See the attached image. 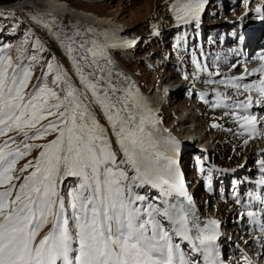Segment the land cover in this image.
Returning <instances> with one entry per match:
<instances>
[{
    "label": "snow or ice",
    "instance_id": "1",
    "mask_svg": "<svg viewBox=\"0 0 264 264\" xmlns=\"http://www.w3.org/2000/svg\"><path fill=\"white\" fill-rule=\"evenodd\" d=\"M173 7L176 19L187 22L200 12L201 0ZM79 47L82 55L76 57L70 39L65 45L80 87L58 65L48 63L43 86L27 96L31 64L17 65L10 55L0 54V133L13 126L35 127L45 114L58 115L33 137L24 133L27 139H38L58 130L18 191L12 174L25 155L21 148L30 152L31 145L27 139L13 150H8L9 141L0 145V185L11 184L0 191V264H191L174 237L191 240L206 264H217L215 222L193 233L186 210L169 200L173 194L183 196L184 190L173 156L154 135L152 110L132 89L112 85L110 73L97 78L99 60L104 59L101 45ZM30 59L35 62L37 57ZM51 74L55 88L47 85ZM233 87L264 94V81ZM247 103L251 98L240 107ZM93 105L109 127L99 123ZM244 120L252 123L248 117ZM109 131L122 153L119 161ZM68 177L76 179L75 186L61 194L60 185ZM140 187L159 188L163 199L158 205L145 204L144 195L135 191ZM47 225L50 230L37 243L36 236Z\"/></svg>",
    "mask_w": 264,
    "mask_h": 264
},
{
    "label": "rangeland",
    "instance_id": "2",
    "mask_svg": "<svg viewBox=\"0 0 264 264\" xmlns=\"http://www.w3.org/2000/svg\"><path fill=\"white\" fill-rule=\"evenodd\" d=\"M18 1L23 0H0V54L10 55L13 62L17 65H20L21 63L24 65L31 64L33 75L27 88L25 89V95L27 96L32 93L38 86H43L42 78L46 75V66L48 63H52L54 66L58 65L62 72L67 73L68 80L80 87L74 70L70 67V63L64 57L63 53L57 49V46L54 43H52L50 37L43 30H41L35 22L32 21L36 14H34L31 9L24 12V15H27L25 19H23L20 14L3 13L5 7L12 6ZM55 1L66 3L73 9L93 13L102 18H108L109 20L120 23L126 28H129L128 36H139L141 38L139 44L135 48L128 51L130 54L129 56H126L124 53L122 55H118V52L115 53V55L119 57L126 69L137 77V87L142 95H148V93L156 94L159 89L162 90L165 86V79L168 78L165 76L166 72L168 74V70L173 71L175 74V77H172V79L170 78L173 80L172 83L181 79V75L180 77H176L175 71H179L180 73L181 69V67L178 66L177 61L186 62L189 60V56L184 46L183 37L186 36V33L184 31H172L174 27L172 18H166V7H168L171 0ZM231 15L232 11L230 10L221 13V10H218L217 7H213L209 14L208 24H221L222 21L230 19L232 17ZM234 18L235 17L232 19ZM31 56H36L37 60L35 62L31 61ZM149 56L161 60L173 59L174 62L172 65H169L167 69H165V67L154 69L149 65ZM53 79L54 74L47 75V85L55 88ZM56 90L59 91V89ZM61 95H63V93H61ZM170 101L171 104L165 106L158 115L160 122L163 120V122L167 123V125L172 127L174 130L175 126L179 123V119L184 118L188 113H192L190 110L193 108V115L196 116H191V121H187V123L185 122L183 127H177L175 132H177L182 138L184 137L183 139H186L187 137L190 138L191 136V139L197 145L204 144L205 147L213 153V159L221 165L234 166L239 163L243 154L241 151L239 152L240 149H238V147L234 152L232 145L237 144L236 137L230 135L226 138L227 135H224L222 132H210L208 135L206 134L209 123L215 121L212 117H217V115H219L218 113L212 112L211 116L207 117V119L206 116L208 115H205L206 120H202L199 113L203 111L200 110V106L197 104V101L195 99H187L184 93L183 95H174V98ZM50 103H55V101H50ZM184 105L186 106L184 107ZM180 106H182L184 110H178L177 108ZM194 107L196 108L195 111ZM92 111L95 113L99 123L104 127H108L102 112L95 105L92 106ZM57 119V114H45V117L37 122L35 127H25L21 130H16L15 126H13V130L0 133V141L8 139L11 141L10 145H23L27 137H33L37 132L43 130ZM24 133H27V137H25ZM203 134H206L207 137L204 141L202 140ZM214 134L215 136L220 135L221 139L219 138L220 141L213 144V147L216 149L210 150L208 146L212 145V141H210V139L211 135L214 136ZM57 135L58 130L48 132L43 137L38 139H27V143L31 145V151L28 152L27 149L21 148V151L25 152V155L18 159L12 174L13 180L11 183L16 186L17 191L19 186L23 184L24 178L35 170L34 166L41 157V153L44 151V146L55 140ZM109 138L112 140L110 131ZM195 138L198 139L197 142ZM112 147L114 151H117L119 161V159L122 158V153H119L118 149L114 145V142ZM225 148H227V150H225ZM196 151L198 150L196 149ZM198 157L199 156L197 154H192L184 161L183 164L191 179V189H193V191L196 192L197 197L200 198L198 199V202L199 205L200 202L202 203V208L205 213H216L225 219V214L230 213L229 208L218 202V200L208 198L203 194V187H201V184L203 185V181L196 187L194 186V184H196L194 180L196 181L201 179L200 176L204 170L203 168H199L201 160L197 159ZM26 166L28 167L26 168ZM75 183V178H65L60 185L61 193L64 194L67 188L74 187ZM9 187H11V184L0 185V191H6ZM135 191L138 194L144 195L145 204H159L157 196L152 193L150 188L140 187L136 188ZM47 226H44V229L47 228ZM246 248L248 249L249 247Z\"/></svg>",
    "mask_w": 264,
    "mask_h": 264
},
{
    "label": "bare ground",
    "instance_id": "3",
    "mask_svg": "<svg viewBox=\"0 0 264 264\" xmlns=\"http://www.w3.org/2000/svg\"><path fill=\"white\" fill-rule=\"evenodd\" d=\"M185 0H171L169 2L168 7H166V18H172V14L175 11L174 5H180L181 3H184ZM213 5V4H212ZM3 13H11V14H20L23 19L26 18L27 15H24L28 9H31L34 14H36L33 18V22L36 23L38 27L41 28L51 39L52 43H54L57 46V49L60 50V52L63 53L64 57L68 60L70 63V67L73 68L74 73L76 75L75 68L72 63L71 56L66 51L65 45L69 43V39L73 43L74 48L76 51L73 53L76 57H80L82 55V50L80 49V45L84 44L87 47L92 46V42H95L98 45H101L103 47V56L104 59L99 60V67L97 70V78H99L101 72L110 73V82L112 85L119 89H132L133 93H138L140 97H142L144 103L148 108L152 110V116L154 120L156 121L155 127H157L160 123L158 115L161 113L162 109L171 104V99L178 95H183L182 88L177 90L176 92H170V98L166 102L163 103L164 99L166 98V94L162 90H158V93H148V95H142L137 87V77L130 71L126 69L124 64L120 61L119 57L115 55L117 53L114 50H119L118 55H122L123 53L126 56H129L130 54L127 51H122V49H117V46L113 45L111 43L110 35H112L113 32H116L118 30H121L123 32V37H128V31L129 28H126L124 25L114 22L113 20H109L108 18H102L98 15H95L93 13L84 12L80 10L73 9L70 5H67L63 2H58L55 0H23L18 1L12 6H7L4 8ZM35 10V11H34ZM2 13V12H1ZM2 13V14H3ZM23 15V16H22ZM25 16V17H24ZM236 18V16H235ZM234 18V19H235ZM172 23L175 26V23L172 19ZM130 37V36H129ZM264 49V48H263ZM89 60L92 59L91 54H88ZM148 58V57H147ZM146 58V59H147ZM151 60V58L149 57ZM148 59V60H149ZM161 61L160 59L158 60ZM87 74V70L85 72ZM194 75H197L200 80H198V87L204 88L206 84H208L210 77L207 76L205 73L201 71H195ZM77 77V75H76ZM78 79V77H77ZM105 79H109L108 75H105ZM171 79L168 77L165 79V90H167L170 87H173L174 84H171ZM168 85V86H167ZM170 86V87H169ZM155 95V96H154ZM178 102V101H177ZM173 103V102H172ZM179 103V102H178ZM176 104V103H175ZM186 105H184L185 107ZM191 106V105H190ZM183 109L182 106L177 108ZM194 107V111H195ZM184 110V109H183ZM192 113H188L185 115L184 118L179 119V123L175 126L174 131L177 127H183L185 125V122L191 121V116L193 115V108L190 110ZM220 115V114H219ZM217 115V117H212L213 120L217 121V123L223 122V119H219L220 116ZM209 116H206V119ZM198 119V118H197ZM205 115L202 117V120H206ZM201 122V121H200ZM107 123V121H106ZM182 125H181V124ZM184 123V124H183ZM108 125V123H107ZM174 125V124H173ZM109 127V125H108ZM154 127V128H155ZM208 127V126H207ZM197 129V128H196ZM199 131V130H198ZM197 131V132H198ZM209 132L206 134L208 135ZM213 133V132H211ZM111 134V131H110ZM199 134V133H197ZM202 134V133H200ZM206 134H203L202 140L204 141L206 137ZM218 134V133H216ZM225 135V134H224ZM112 140L114 142L115 147L118 149V145L115 143V137L112 136ZM187 137V136H186ZM220 135L212 136L210 141H212V145L208 146L211 149H216L213 147L214 143H217V141H220ZM229 136L227 135L226 138ZM184 138V137H183ZM220 138V139H219ZM187 142L192 144L191 136L190 138L185 139ZM196 142L198 139H196ZM202 141V143H203ZM196 144V143H195ZM204 145V144H203ZM237 145V144H236ZM236 145H232L234 152L237 148ZM198 150V148H196ZM261 149L260 141L254 140L252 141V144L248 147V149L245 151V153L242 155V158L239 160V163L237 165H234V167H238L239 165L243 164L244 162L249 163L256 152H259ZM227 150V148H225ZM241 149L239 150V152ZM196 153H199L200 151H196ZM238 152V153H239ZM214 157H212L213 159ZM199 159V157L197 158ZM214 160V159H213ZM246 185V184H245ZM196 187V186H195ZM199 188V187H197ZM241 187L237 188L236 191L241 192ZM160 200V199H159ZM161 201V200H160ZM212 210V208H211ZM214 211V210H213ZM212 213V212H211ZM215 217H219L224 220L223 217H220L216 213H212ZM233 230V228H230ZM252 240V238L250 239ZM258 242L255 241H249L248 244L245 247H252L253 245H257ZM248 248V249H249Z\"/></svg>",
    "mask_w": 264,
    "mask_h": 264
}]
</instances>
